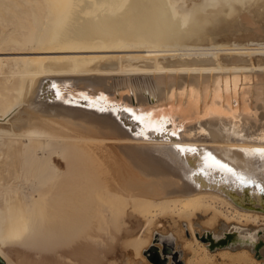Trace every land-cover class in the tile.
<instances>
[{
    "label": "bare ground",
    "instance_id": "1",
    "mask_svg": "<svg viewBox=\"0 0 264 264\" xmlns=\"http://www.w3.org/2000/svg\"><path fill=\"white\" fill-rule=\"evenodd\" d=\"M176 1L0 0V262H43L45 253L73 261L93 244L108 251L119 244L141 256L152 242L161 251L164 243L186 239L187 231L186 264H261L253 255L261 244L256 223H264L258 210L264 198L257 185L241 184L237 175L264 189V100L256 110L243 101L237 109L224 102V89L230 104L234 90L240 102L249 86L242 84L243 72L264 70L263 58L251 57L249 65L244 58L254 53L248 49H258L244 47L252 31L264 32V0H194L183 12ZM216 11L228 22L221 27L243 39L241 46L224 44L184 58L189 49L177 47L205 46L206 35L200 44L195 36L210 24L205 13ZM213 28H207L211 34ZM261 33L256 38L264 40ZM182 73L187 76L166 85L180 89L173 106L129 110L144 136L166 129L169 120L179 138L133 137L110 113L39 95L45 78L69 79V91L75 90L69 93L83 98L115 89L110 80L119 75L140 74L156 90L146 88V100L134 93L126 99L147 105L158 99L160 81ZM250 80L252 94L254 74ZM54 89V98L78 100L62 85ZM98 97L87 98L88 106L101 105ZM172 145L195 150L200 175H190L193 151ZM217 161L237 175L219 169ZM248 189L252 205L244 203ZM200 232L210 242L227 237L230 246L213 253L198 240Z\"/></svg>",
    "mask_w": 264,
    "mask_h": 264
},
{
    "label": "rangeland",
    "instance_id": "2",
    "mask_svg": "<svg viewBox=\"0 0 264 264\" xmlns=\"http://www.w3.org/2000/svg\"><path fill=\"white\" fill-rule=\"evenodd\" d=\"M196 1H200V0H196ZM196 1H194V0H178L175 2V6L178 8V10L183 12L188 8L185 6L190 7L192 5L191 2L195 3ZM183 7H185L186 9ZM205 14L209 17L210 24L206 26V23H204L205 25H203L201 28L202 31L198 30L199 33L195 36L198 39L197 44H200L202 42L200 37H202V35H206V38L204 39L205 46L204 45L203 46L197 45V46H191L190 47V44H188V45H186L187 46L186 47L185 44L184 45L180 44L181 46L179 45L180 48L178 46L177 47L178 49H182V48L183 49H189L188 50L189 52H187V53H190V55H184L183 56L184 58L196 57L199 53L206 52V51L209 52V50H207L209 48L211 49V48H217V47H219V48L224 47V44L235 48V47H240L241 45H239V44L243 43V41H240V39H242L241 37L238 38V37L229 35L231 33V29L229 27L227 28V26H225V29H228V31L227 30L225 31L223 29L224 27H221V25H223L224 23H228L227 21L225 22L223 20L221 13H218V11H216V12H210V13L207 12ZM244 19H242V20H244ZM262 22H264V21H262ZM245 25L249 26L250 23L245 22ZM14 26H15V24L8 25L9 30L15 29ZM206 27L208 29L214 27L212 30H215V31L217 28V30L220 32L216 31V32H218L217 33L218 35L215 34L216 33L215 31H213L214 34H211V32ZM219 27H221V29ZM3 29H4L3 26L0 25V31H4ZM223 31H225V32H223ZM229 31H230V33H229ZM252 32L254 34L250 37L248 44L244 45V47L258 48V49H255V50L254 49H248L249 51H254V53H251L250 55H244V58H246V60L248 61V65L250 64L249 62H250L251 57L254 60H257L258 58L264 59V40L257 39L256 35H255L257 33L259 35L261 33V29H257L256 32H255V30H253ZM220 33H222V34H220ZM225 33H227V34H225ZM12 34L15 35L16 32H13ZM261 34L263 35L264 32ZM212 36H214V38H212ZM215 36L217 39H215ZM217 44L218 45L220 44L221 46L220 45L218 46ZM179 57H181V56H179ZM208 57H210V56H208ZM262 65H264V63H262ZM243 73L247 75V78H246L245 82H242V84L244 87H246V82L249 83V86L247 87L248 92L244 94L243 92L240 91L242 94L240 93V102H238V94H236V90H234L235 91V92L233 91L234 94L232 93V102L234 101V104H230V101H229L230 96L227 95V94H230V90L226 89L229 91V93H228V91H226L224 89V93H225L224 94V102L228 101L225 103H228L229 106H233V107H236L238 109V104L242 103V101H243V105L245 106V104H247L246 108H249L251 106L252 111H253V110H256V106L258 105V102L264 100V94H262V86H264V82H262V76H264V70L257 66L253 70L250 69L248 71H244ZM218 74L219 73L213 74V75H218ZM252 74H254L255 85H254V88H252V94H250V84H252V80H250V78L252 77ZM178 76L186 77L187 75L185 73L178 74V75L173 74V75H170V77H168L166 80H162L159 82L161 84V86L158 87V94H155V96L158 95L159 97L157 100L151 101V104H149L150 106H152L151 109H154V106H156L155 104H161V105L164 104V106H167L169 103H171L172 106L174 105V102H172V100H174V96H177L180 89L175 91L173 83L175 82V80L177 79ZM207 76H208V74H204L202 76V78L207 77ZM189 77H196V80H199V76L195 75V74H193L192 76L190 75ZM116 78H117L116 80H113V79L110 80L111 83L113 82L112 86H116V88L115 89L112 88L110 91H108V93L115 92L117 90L119 92L120 96L122 98H124V100H126V102H127L126 96H128L130 94L133 95V93H134L137 96L140 95V98H143L146 100V97H147L146 94L148 93V90L152 91V94L154 93V90H156V86L153 87V82L151 81L150 77L147 78V76L144 77L140 74H131V75L122 74V75L117 76ZM225 78L227 79L228 77H225ZM218 80H220V79H218ZM115 82H116V84H115ZM236 83L240 84V81H237ZM170 84H173L172 85L173 87L169 88L168 86H166V85H170ZM242 84H240V87L242 86ZM235 86H236V88H238V85H235ZM196 87H198V86H196ZM207 87H208V85H206V88ZM219 87H220V85H219ZM130 88H132V90H134V92H132V90H130ZM146 88H148V90ZM207 91H208V88H207ZM207 91H206V94H207L206 97L208 98ZM176 92H177V94H176ZM152 94H150V95H152ZM166 94H168V100H166ZM218 94L219 95L217 96V98H218V100H221V102L220 101L219 102H220V104H222V96H221L222 90H220V92H218ZM212 95H213V89H212V94H210V100L213 97ZM233 95H234V97H233ZM225 96H226V98H225ZM250 96H252V98H250ZM241 97L244 99H242ZM208 100H209V98H208ZM152 102H154V104H152ZM166 102H168V104H166ZM127 103H130V102H127ZM135 105L138 106L139 108H142V109H144L143 106H145L143 104H135ZM240 107H241V104H240ZM170 110H171V108L168 107L167 111H170ZM201 117H203V115ZM256 224H258L257 226L254 224L256 227L261 226V227L257 228L258 237L256 238V242L260 241L261 244L257 246V249L255 250V252H256L255 255H253V254L252 255L254 256L255 259L261 261V264H264V231L262 229L264 227V225H263L264 223L260 222V223H256ZM196 227L199 228L200 226H196ZM139 230L137 232H140ZM185 232H186L185 233L186 239H184L183 241L178 240L177 243H175L172 246L174 248V250L178 251V253H179L178 258L182 264H186V260H187L188 256L189 257L191 256L190 254L185 256L182 253V250L185 249L184 245L187 244L188 242H192V238L190 237V235L187 233V231H185ZM149 233L150 232L145 231L143 238L146 240L147 239L149 240L150 239ZM202 236L207 237V239L210 237V236H207L203 232H200V234L198 233L197 234L198 240L203 242V243H204V241H202L199 238ZM221 238H223V237H220V239ZM218 240L219 239L213 240V241H218ZM104 242H107L106 238H105ZM152 243L150 244V246L151 245L157 246V244H154L155 242L153 244ZM205 243L207 244V249L213 253L218 252L222 248H227L228 246H230V245L226 244L222 247H216V248L210 250L209 249V245H210L209 239ZM146 245H144V248H146ZM93 246H95V247H93V248L91 247L92 248L91 251H88L89 254L92 253L91 256H89V254H87V251H86L87 256L85 253H83L85 256H83L82 254L81 255L78 254V256H76L77 254L75 255L76 259L74 258V260H76L77 263H75L74 260H73L74 261L73 262L71 260L67 261L66 259H61L60 257H58L57 254H51V253L43 254V262L42 261L36 262V260L33 261V259H32V261H33V263L36 262L34 264H60V263L61 264H83L84 262H85L84 264H87L88 261L90 262V263L88 262V264H154V263L150 262L144 254H141V256L140 255L135 256L130 248H128L126 250L123 247L119 246V244H117L115 249L109 250V251H108L107 245L104 247H100L97 244H93ZM79 255H80V257H79ZM87 257H89L88 260H87ZM143 257H144V259H143ZM84 258H86L85 260H87V261H85ZM168 258L169 259H168L167 264H176L170 255L168 256ZM89 259L92 261H90ZM142 259L144 261H141ZM32 261L30 260L28 262V264H31ZM0 264H5V262H0Z\"/></svg>",
    "mask_w": 264,
    "mask_h": 264
},
{
    "label": "water",
    "instance_id": "3",
    "mask_svg": "<svg viewBox=\"0 0 264 264\" xmlns=\"http://www.w3.org/2000/svg\"><path fill=\"white\" fill-rule=\"evenodd\" d=\"M44 83L46 84V87L44 90H41L40 94L41 95V98H44L45 100L49 101V102H52V101H61L63 102L64 104H67V105H72V106H78V107H83V108H91L99 113H110L113 117H115V119L120 123L121 127L128 131V133L133 136V137H143V138H147V139H169V138H179L178 135L176 133H173L171 132L170 128L167 126L166 129L164 130H158L156 131L155 133H153V130H148L147 132V136H144L143 133H142V129H141V125L139 124V122L137 120H135L131 113L129 112L130 109H134V110H139L140 108L138 106H136L133 102L131 103H122L121 107L119 108H112L110 106H101V105H98V106H93V107H89L88 106V103H89V100H87L86 98H82V99H79V97H76L78 100L75 101V102H72L71 100L68 101V102H64L63 100L61 99H58V98H54L53 96L55 95V92H54V87L53 86H56L59 85L60 83L62 84V81L63 80H59V79H56V78H45L44 80ZM47 84H48V87L50 89H47ZM53 89H52V88ZM117 92V90H116ZM53 95V96H52ZM160 104L156 105V106H159ZM154 106V109H160V110H163L162 107L159 108V107H156ZM145 107V109L148 110V107H151L149 104L143 106ZM164 107V106H163ZM146 110V111H147ZM172 147L176 150L179 149V146H176V145H172ZM200 149H203L204 151H208L209 153H212L210 149L208 148H205L203 146H199ZM193 153H196L195 150L192 152ZM184 155V154H183ZM204 153L201 154L200 153V157H203ZM186 156H190V155H186ZM189 158L190 160H193L194 161V164H196V167L193 166V171L190 173L191 176H195L197 174H201V171H200V166H199V160L197 159H194V154L190 157H187ZM218 180V179H217ZM215 182V181H213ZM253 184L257 185V190L258 192H260V194L262 195V197L264 198V189L263 187L258 183V182H254ZM246 186V185H244ZM250 192L249 189L244 197V203L248 204V205H252V201L250 200ZM258 209V208H257ZM259 211H263L264 212V206L263 207H260L258 209ZM202 241L206 242L208 241L207 237L205 236H202V237H199ZM228 238L225 237V238H221L219 239L218 241H211L210 242V245H209V249L212 250L216 247H222L224 245H226V242H227ZM146 257L147 259L154 263V264H167L168 263V256L170 255L173 259V261L176 263V264H182L178 258L179 256V253L178 251L174 250V248L168 244V243H164L161 247V251L158 249V247L156 245H151L150 247L146 248L143 252H142Z\"/></svg>",
    "mask_w": 264,
    "mask_h": 264
},
{
    "label": "snow or ice",
    "instance_id": "4",
    "mask_svg": "<svg viewBox=\"0 0 264 264\" xmlns=\"http://www.w3.org/2000/svg\"><path fill=\"white\" fill-rule=\"evenodd\" d=\"M179 151H194L192 149H179ZM261 154H264V150H261ZM216 165L219 167V169L225 170L229 173H232L233 175H237L233 169H231L230 167H228L226 164L220 163L219 161L216 162ZM237 179L239 181V183L241 184H249V183H254L253 180H251L250 178H247L243 175H237Z\"/></svg>",
    "mask_w": 264,
    "mask_h": 264
},
{
    "label": "flooded vegetation",
    "instance_id": "5",
    "mask_svg": "<svg viewBox=\"0 0 264 264\" xmlns=\"http://www.w3.org/2000/svg\"><path fill=\"white\" fill-rule=\"evenodd\" d=\"M230 241L229 240H227V242H226V244H228Z\"/></svg>",
    "mask_w": 264,
    "mask_h": 264
}]
</instances>
